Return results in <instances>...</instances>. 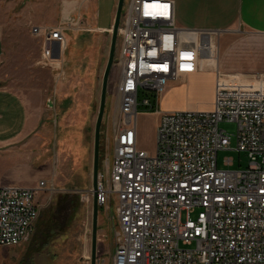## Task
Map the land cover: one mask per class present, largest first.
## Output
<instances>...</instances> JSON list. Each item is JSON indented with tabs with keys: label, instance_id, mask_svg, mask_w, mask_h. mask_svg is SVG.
<instances>
[{
	"label": "built area",
	"instance_id": "obj_1",
	"mask_svg": "<svg viewBox=\"0 0 264 264\" xmlns=\"http://www.w3.org/2000/svg\"><path fill=\"white\" fill-rule=\"evenodd\" d=\"M83 29L81 18L34 27L42 60L60 58L64 32ZM217 33L179 27L172 0L126 5L115 58L114 156L96 189L78 191L90 207L95 195L100 208L117 202L111 264H264V79L231 86L218 73L211 110L161 109L170 82L203 70L201 59L210 55L203 39ZM140 106L159 118L152 154L138 148ZM222 122L237 125L235 148ZM224 150L247 154L249 166L230 169L234 159L226 158L228 168L220 169ZM46 188V180L0 187V250L30 239Z\"/></svg>",
	"mask_w": 264,
	"mask_h": 264
},
{
	"label": "rangeland",
	"instance_id": "obj_2",
	"mask_svg": "<svg viewBox=\"0 0 264 264\" xmlns=\"http://www.w3.org/2000/svg\"><path fill=\"white\" fill-rule=\"evenodd\" d=\"M129 0H124L122 15ZM68 0H0V85L25 96L33 111H43L37 136L45 159L51 164L47 188L40 194V216L30 239L15 248L0 250V264H91L93 207L85 205L80 190L93 187L95 128L100 109L103 77L109 59L111 34L74 32L80 40L71 41L66 55L70 58L61 70L40 64V39L32 35L34 27L62 20ZM101 20H111L106 4L97 9ZM177 24L190 27L177 18ZM48 25V26H51ZM230 32L217 33L214 42L219 50L221 84L255 83L264 79V36L248 33L236 24ZM118 36L116 53L119 49ZM77 48V49H76ZM205 72L189 81H173L167 85L161 109L211 110L214 102V79L218 64L207 62ZM222 76V75H221ZM117 66L110 73L104 119L100 135L99 174H105L114 156V123L117 121ZM214 78V79H213ZM224 82V83H223ZM242 85V84H241ZM44 89L47 101L39 105L36 94ZM142 97L140 96V101ZM159 118L139 107L137 117L138 148L149 153L156 150ZM220 128L231 136L236 147L237 125L222 122ZM226 158H233L230 169L249 166L245 153L220 151L218 166L227 169ZM115 199L108 208L99 207L96 264H111L119 232ZM195 217V216H194Z\"/></svg>",
	"mask_w": 264,
	"mask_h": 264
},
{
	"label": "crops",
	"instance_id": "obj_3",
	"mask_svg": "<svg viewBox=\"0 0 264 264\" xmlns=\"http://www.w3.org/2000/svg\"><path fill=\"white\" fill-rule=\"evenodd\" d=\"M175 7L176 23L177 18L196 30H213L220 33L230 32V28L240 24L244 29L256 36H264V0H172ZM68 5L62 10V20L56 25L39 26L42 28L57 27L70 21L81 18L84 21V29L67 30L66 47L60 58L46 63L41 58L40 41V64L44 68L51 70H61L63 64L70 58L66 55L71 41H76L74 32H84L90 34H111L113 29L118 0H68ZM106 4L112 9L111 20L103 21L97 11L98 7ZM178 25V24H177ZM179 26V25H178ZM182 27V26H179ZM184 28V27H182ZM217 48V46H216ZM77 49V48H76ZM4 46L0 38V57L3 54ZM219 53V50L217 48ZM220 58V55H219ZM203 66L202 68H204ZM218 64L219 73L223 77H233V75L223 74ZM206 70L198 71L188 75L182 81H189ZM214 79V78H213ZM214 92L216 89V78L214 79ZM246 86L254 83L244 84ZM39 105H44L47 101L44 89H40L36 95ZM29 101L25 96L0 85V187L18 186L25 188L36 187L40 181L50 179V160L45 159L41 148V140L37 136L40 128L43 111H33ZM162 103V102H161ZM181 109H168L175 111ZM184 110V109H182ZM10 249V248H7Z\"/></svg>",
	"mask_w": 264,
	"mask_h": 264
},
{
	"label": "water",
	"instance_id": "obj_4",
	"mask_svg": "<svg viewBox=\"0 0 264 264\" xmlns=\"http://www.w3.org/2000/svg\"><path fill=\"white\" fill-rule=\"evenodd\" d=\"M123 6H124V0H118L115 22L113 26V31L111 33V46H110L109 59H108V63L106 66V70H105L104 77H103V83H102L100 109H99V114H98L96 128H95L94 167H93V188L94 189H96L97 183H98L101 127H102L104 114H105L109 77H110V73L112 71L114 60H115L118 32H119V26L121 22ZM98 216H99V206H98L97 198L95 195L94 201H93V237H92L91 264H96Z\"/></svg>",
	"mask_w": 264,
	"mask_h": 264
},
{
	"label": "bare ground",
	"instance_id": "obj_5",
	"mask_svg": "<svg viewBox=\"0 0 264 264\" xmlns=\"http://www.w3.org/2000/svg\"><path fill=\"white\" fill-rule=\"evenodd\" d=\"M203 41L206 43L208 47V51L210 52V55L203 57L201 59V66H205L207 62H216L219 64V53L216 48V44L214 42V38L206 37L203 39Z\"/></svg>",
	"mask_w": 264,
	"mask_h": 264
}]
</instances>
